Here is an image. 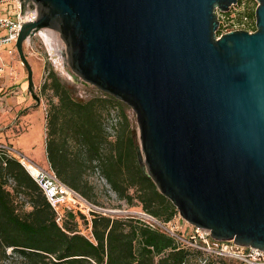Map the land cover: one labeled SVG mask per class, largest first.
<instances>
[{
	"label": "water",
	"instance_id": "95a60500",
	"mask_svg": "<svg viewBox=\"0 0 264 264\" xmlns=\"http://www.w3.org/2000/svg\"><path fill=\"white\" fill-rule=\"evenodd\" d=\"M16 50L51 30L72 76L134 112L141 171L192 226L264 250V0L217 38L237 0H25Z\"/></svg>",
	"mask_w": 264,
	"mask_h": 264
},
{
	"label": "trees",
	"instance_id": "16d2710c",
	"mask_svg": "<svg viewBox=\"0 0 264 264\" xmlns=\"http://www.w3.org/2000/svg\"><path fill=\"white\" fill-rule=\"evenodd\" d=\"M243 17L247 20L241 27L253 31L255 21L242 13L238 22ZM232 24L233 20L220 21L217 35L231 30ZM41 89H50L56 98L46 111V149L49 166L60 180L87 195L79 181L87 168L99 165L118 196L129 202L136 199L142 212L162 224L177 215L171 201L141 171L134 136L127 130L129 120L116 104L119 100L106 93L77 100L50 70ZM112 112L118 121L110 137L105 124ZM55 133L57 141L50 138ZM56 218L55 209L23 166L0 154V260L9 257L7 248L10 258L25 264H188L190 260L187 245L140 215L93 212L86 218L65 211L60 223ZM81 224L88 232L81 231ZM209 256L199 264H231L225 257Z\"/></svg>",
	"mask_w": 264,
	"mask_h": 264
},
{
	"label": "rangeland",
	"instance_id": "374dc122",
	"mask_svg": "<svg viewBox=\"0 0 264 264\" xmlns=\"http://www.w3.org/2000/svg\"><path fill=\"white\" fill-rule=\"evenodd\" d=\"M256 5L257 2L255 0H240L237 5H232L226 11L227 13L216 10V14L219 21L228 23L229 20H233L232 28L236 29V27H239V25L241 26V23H239L238 21L239 15H241L242 13L246 16L250 15V17H248V21H255L254 10ZM44 31L45 30H42V32L40 31L39 35L32 39L29 45L23 47L24 54L32 69L33 93L37 96L38 100L35 101V99L32 98L30 100V106L25 107L21 111V113H25L31 110V108H44V113L46 115V111L49 107L50 102H56V98L52 95V91L50 89H45L43 91L41 89V86L44 83L49 70L52 71L63 84L69 86L73 97L77 100L84 101L94 96H100L102 93H104L96 87L90 84H85L79 78H74L72 76L70 68L66 64L63 42L58 37L57 33H55L57 37L54 39L49 37L46 38L45 36H43ZM1 51L5 53L6 50L2 49ZM5 58L10 60L11 56L6 54ZM20 62L21 61L19 59V56H15L10 61V73L13 81L17 80V74L20 75V79L18 82L24 80L27 81V71ZM8 67L9 66L7 64L6 68ZM116 104L118 105L119 110L127 116L129 120L127 130L129 131V133L133 134L135 144L137 145L139 143L138 128L133 110L123 102ZM15 121L18 122V116H15ZM122 129L123 128H120L119 132ZM4 130L5 129L3 128L0 129V142L15 147L13 142L14 139H16V137L18 136V130H16L15 128L13 132H5ZM123 133H126V131ZM82 181H86L87 184L84 185ZM82 181H79L80 189L87 193V195L84 196H86L94 204L106 209L113 210L116 214L140 215V213H142L141 206L136 199H133L131 202H129L125 198L118 196V194L112 189L108 180H106V177L101 171V167L99 165L87 168ZM130 192H132V190ZM164 226L168 229H173L175 233L179 234L181 237H183L182 239L186 241L190 240L189 236L193 233V226L183 220L178 213ZM80 229L83 233L88 232V229H86L83 224L80 225ZM163 230L166 231L165 229ZM195 240L196 241L193 240V242L199 244V240L197 238ZM181 242L187 245L190 251V260L187 261L188 264H199V261H201L203 258L211 257L209 256L210 253H208L207 251L195 246L191 247L185 241ZM6 253L9 255V257L5 258L4 260H0V264H25L23 260L18 257L12 256V258H10L11 248H7ZM227 260L230 261L231 264H239L240 262L232 258H227Z\"/></svg>",
	"mask_w": 264,
	"mask_h": 264
},
{
	"label": "built area",
	"instance_id": "2783aa9c",
	"mask_svg": "<svg viewBox=\"0 0 264 264\" xmlns=\"http://www.w3.org/2000/svg\"><path fill=\"white\" fill-rule=\"evenodd\" d=\"M36 16L37 12L34 3L33 7H30L28 5L25 6L23 0H0V77L3 75L7 65L5 55H9L11 58L18 57L15 44L21 26L24 23L34 21ZM246 20L247 18L243 17L239 23L242 24ZM236 29L243 28L239 25ZM227 31L229 30L224 29L222 33ZM39 33L40 31H36L27 36L24 41V46L29 45L32 39L38 36ZM219 36L220 34L217 35V37ZM2 49L6 50V54L1 51ZM0 107L6 109V104L1 96ZM117 121V117L112 112L105 124V129L110 137L114 135ZM0 154L14 158L23 166L40 187L48 202L55 209L57 214L56 221L58 223H60L65 211L82 214L86 218H89L93 212L114 213L113 210L100 207L88 200L78 190L60 180L50 166H40L21 150L0 142ZM140 216L145 218L152 226L156 225L162 230L165 229L170 236L180 241H185L190 246L201 248L210 254L236 259L242 264H264V250L250 246H239L232 240H215L209 235L207 230L195 226H193V233L189 236L190 240L186 241L179 234L175 233L173 229H168L164 226L165 224L160 223L150 215L142 212ZM196 238L199 240V244L193 242V240L196 241Z\"/></svg>",
	"mask_w": 264,
	"mask_h": 264
},
{
	"label": "crops",
	"instance_id": "0c3cea01",
	"mask_svg": "<svg viewBox=\"0 0 264 264\" xmlns=\"http://www.w3.org/2000/svg\"><path fill=\"white\" fill-rule=\"evenodd\" d=\"M11 60L12 58L10 60L6 59L9 67L5 68L3 75L0 77V96L6 104V109L0 107V129H5V132H13L14 128L18 130V136L13 142L15 147L40 166L48 167L49 162L46 149L48 130L44 108H31V110L21 113L25 107L30 106L32 98L35 101L38 99L35 94L33 95L29 91L28 81L18 82L20 79L19 74H17V80H12L10 73ZM15 116H18V122L15 121ZM50 138L57 141L59 135L55 133Z\"/></svg>",
	"mask_w": 264,
	"mask_h": 264
},
{
	"label": "bare ground",
	"instance_id": "6f19581e",
	"mask_svg": "<svg viewBox=\"0 0 264 264\" xmlns=\"http://www.w3.org/2000/svg\"><path fill=\"white\" fill-rule=\"evenodd\" d=\"M43 36H45L46 38L49 37V38H53V39L57 37V35L55 34V32H52V31H49V30H45L43 32Z\"/></svg>",
	"mask_w": 264,
	"mask_h": 264
},
{
	"label": "flooded vegetation",
	"instance_id": "af4514ba",
	"mask_svg": "<svg viewBox=\"0 0 264 264\" xmlns=\"http://www.w3.org/2000/svg\"><path fill=\"white\" fill-rule=\"evenodd\" d=\"M24 1V4H25V6H30V7H33V3L31 2V1H26V3H25V0H23Z\"/></svg>",
	"mask_w": 264,
	"mask_h": 264
},
{
	"label": "clouds",
	"instance_id": "9594fccd",
	"mask_svg": "<svg viewBox=\"0 0 264 264\" xmlns=\"http://www.w3.org/2000/svg\"><path fill=\"white\" fill-rule=\"evenodd\" d=\"M220 37V36H219ZM219 37H217V38H219Z\"/></svg>",
	"mask_w": 264,
	"mask_h": 264
}]
</instances>
